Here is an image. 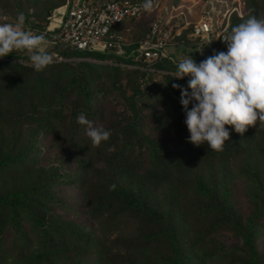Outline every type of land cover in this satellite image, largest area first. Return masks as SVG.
Segmentation results:
<instances>
[{
	"label": "trees",
	"instance_id": "trees-1",
	"mask_svg": "<svg viewBox=\"0 0 264 264\" xmlns=\"http://www.w3.org/2000/svg\"><path fill=\"white\" fill-rule=\"evenodd\" d=\"M10 1L16 7L23 0ZM242 1L244 12L229 15L226 34L249 15L264 18V0ZM52 4H43L41 14L18 9L0 23L24 13L25 28L40 34L38 20ZM149 17L131 21V43L119 54L75 49L43 33L51 55L110 63L53 60L37 72L18 52L0 58V179H16L10 188L0 186V264H78L92 254L99 264H264L255 248L264 229V128L249 127L241 136L226 126L230 140L219 153L188 142L180 91L172 84L187 87L189 78H173V61L180 59L164 47L195 44L191 25L150 63L164 71L131 67L147 64L134 59L133 49ZM104 105L112 108L107 125ZM80 113L109 130V140L93 148L76 122ZM62 187L73 191L68 200ZM55 208L86 216L103 236ZM120 218L135 219L133 231L105 236Z\"/></svg>",
	"mask_w": 264,
	"mask_h": 264
},
{
	"label": "clouds",
	"instance_id": "clouds-1",
	"mask_svg": "<svg viewBox=\"0 0 264 264\" xmlns=\"http://www.w3.org/2000/svg\"><path fill=\"white\" fill-rule=\"evenodd\" d=\"M138 7L151 13L155 3L143 0ZM25 22L24 13H19L15 23H0V58L18 52L27 57L35 71L41 72L53 63L47 51L49 41L45 34L26 29ZM222 40L227 45L226 52H215L199 63L191 55L173 61V78H189L187 87L172 84L180 91L188 142L196 147L207 143L217 153L230 140L226 126L241 136L249 127L264 128V18L249 15L231 27ZM76 122L84 126L93 148L111 136L109 130L95 125L84 113L77 115Z\"/></svg>",
	"mask_w": 264,
	"mask_h": 264
},
{
	"label": "built area",
	"instance_id": "built-area-1",
	"mask_svg": "<svg viewBox=\"0 0 264 264\" xmlns=\"http://www.w3.org/2000/svg\"><path fill=\"white\" fill-rule=\"evenodd\" d=\"M142 3L143 0H64L48 12L41 32L48 34L51 41H62L75 49L113 50L119 54L125 45L131 43L126 38L131 21L147 13L138 7ZM154 3L152 13L157 11L158 14L149 17L148 29L136 41L133 49L136 51L134 59L147 64H128L149 71H164L150 63L165 55L163 47L187 25H191L189 35L195 40L197 62L215 52H226L227 45L222 38L226 35L229 15L235 12L241 16L244 12L242 0H225L224 9L215 19L204 11L194 21H188L181 11L173 12L177 6L166 14V8L160 5V0H154ZM211 8H214L213 5ZM52 55L56 60L67 59L56 52H52Z\"/></svg>",
	"mask_w": 264,
	"mask_h": 264
},
{
	"label": "rangeland",
	"instance_id": "rangeland-1",
	"mask_svg": "<svg viewBox=\"0 0 264 264\" xmlns=\"http://www.w3.org/2000/svg\"><path fill=\"white\" fill-rule=\"evenodd\" d=\"M60 1L61 0H39L37 1L36 4L31 5L28 2V0H23L20 6L15 7V6H12L13 4L11 3L10 0H0V17L6 18V19L14 18L16 16L18 9H26L27 11L29 10L30 12L41 14L40 11L45 7L43 4L53 3L52 4L53 6L59 3ZM224 1L225 0H210V1L206 0L205 2L204 0H160V5L166 8V12H165L166 14L168 13L170 9H172V7L177 6L176 8L173 9V12L181 11L184 14L186 20L194 21L196 18L201 16V13H203L204 11H206L211 16L212 19H215L219 15L220 11L224 9L225 7ZM212 5L214 7L213 9L211 8ZM44 14H43L44 16L38 20L41 23L45 21V18H46L45 16L48 13L45 12ZM157 14H158L157 11H155L154 13L152 12L145 13V15L143 16H151V15L155 16ZM162 14L164 15V12H162ZM119 28H121V25L119 26ZM164 49L166 52H171V55L178 60L183 58L184 56L191 55L192 58L197 62L196 44H184V45L174 44V45L166 46L164 47ZM52 56H53V60H56L55 56L54 55ZM66 58L69 61H72L73 59H79V58L81 59V57H71V56H67ZM82 59H86V60L93 61V62L110 63V60H103V59L94 60V59H90V57L88 56H84L82 57ZM21 62L29 63L25 60H21ZM3 80L4 78L0 75V88H2L5 85V84H2ZM117 106L118 108H121L120 105H117ZM2 108L3 106L0 104V112L3 111ZM111 110L112 108H107L106 105H104V108H101L100 113L102 117L105 119L106 125L112 122V116L110 115ZM113 129H114V125L110 127L111 131ZM127 171L130 172V170H127ZM90 180H93V178L90 177ZM14 181H16L15 176L7 175L3 179H0V186L3 188H10L15 185V183H13ZM72 193L73 191L68 190L65 187H62L60 189V194H64V196L66 197V200L70 198L69 196ZM55 211L59 212L61 214V217L64 219H71V220H75L79 224H84V228L88 232L91 230H95L97 233H99L100 236H103L99 228L95 225L94 221L92 222L90 219L88 218L86 219L85 218L86 216L81 217L79 216L77 212L71 209L62 210L60 208H55ZM135 226H136L135 219L124 220V218H120L118 222V226H114V228H111V226L106 227L103 232H105V236H107L108 238H112L118 234H123V235L129 234V232L133 231ZM237 239H238V242H240L241 239L240 238H237ZM255 248L260 253H264V229L257 232V235L255 237ZM95 258H96V254L90 255V257H88L87 259L83 255L82 259L79 260L78 264H99L98 260H95ZM191 263L195 264L193 262ZM58 264H65V262L61 261Z\"/></svg>",
	"mask_w": 264,
	"mask_h": 264
}]
</instances>
